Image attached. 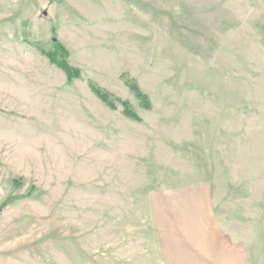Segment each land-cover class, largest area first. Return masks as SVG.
Returning <instances> with one entry per match:
<instances>
[{
  "label": "rangeland",
  "instance_id": "obj_1",
  "mask_svg": "<svg viewBox=\"0 0 264 264\" xmlns=\"http://www.w3.org/2000/svg\"><path fill=\"white\" fill-rule=\"evenodd\" d=\"M0 264H264V0H0Z\"/></svg>",
  "mask_w": 264,
  "mask_h": 264
},
{
  "label": "trees",
  "instance_id": "obj_2",
  "mask_svg": "<svg viewBox=\"0 0 264 264\" xmlns=\"http://www.w3.org/2000/svg\"><path fill=\"white\" fill-rule=\"evenodd\" d=\"M53 45L50 50H41L50 62L61 69L67 77L68 83H73L75 80H79L82 77V71L76 67H73L69 63L70 53L69 51L57 40V28L53 27ZM122 80L125 82L129 90L138 99L140 106L144 110H151L153 107L151 98L143 92L140 88L137 80L131 78L129 75H123ZM89 87L93 94L108 108L111 110H116L120 106L122 108L123 115L132 121H141V118L134 111L132 106L128 101L122 100L116 97L114 94L108 92L107 90L101 88L95 82L90 81Z\"/></svg>",
  "mask_w": 264,
  "mask_h": 264
}]
</instances>
